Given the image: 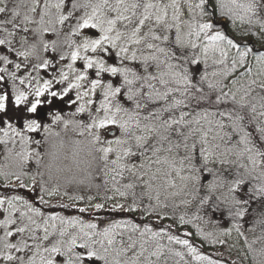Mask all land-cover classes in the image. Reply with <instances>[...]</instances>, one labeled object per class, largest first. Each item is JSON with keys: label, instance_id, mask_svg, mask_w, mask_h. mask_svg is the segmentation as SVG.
Instances as JSON below:
<instances>
[{"label": "snow or ice", "instance_id": "snow-or-ice-1", "mask_svg": "<svg viewBox=\"0 0 264 264\" xmlns=\"http://www.w3.org/2000/svg\"><path fill=\"white\" fill-rule=\"evenodd\" d=\"M31 5L34 15L20 20L17 7L0 0L8 14L0 19V145L14 161L0 167V264H167L169 254L183 259L173 244L207 259L162 224L189 223L187 213L175 218L182 206L199 213L223 204L240 236L245 222L249 231L264 228V0ZM70 126L111 183L108 211L155 216L158 228L46 215L13 191H37L49 204L59 170L44 164L41 149L55 147L57 129ZM63 195L88 203L62 208L105 209L91 195ZM257 240L264 236L250 251Z\"/></svg>", "mask_w": 264, "mask_h": 264}, {"label": "rangeland", "instance_id": "rangeland-1", "mask_svg": "<svg viewBox=\"0 0 264 264\" xmlns=\"http://www.w3.org/2000/svg\"><path fill=\"white\" fill-rule=\"evenodd\" d=\"M42 2L43 0H41V4ZM8 6L9 8L17 7V10L20 13V20H22L25 15H34L29 11L32 6L31 0H8ZM54 11L55 10L53 9V12ZM7 18V13L0 14V19ZM35 19H39V16H35ZM45 19L48 18L46 17ZM28 26L30 28L36 27V25ZM7 27L10 31L13 30L11 25H7ZM16 31L19 30L16 29ZM4 35L5 33H0V38H3ZM16 39L19 40V36H17ZM45 39H55V37L51 34H46ZM17 47H19L18 44ZM41 55L43 56L44 54L41 53ZM109 59L110 62H116L114 56L110 57ZM112 79L114 83H118L117 78ZM64 107L65 111L71 110V106L69 105H65ZM112 130L116 131L115 128H113ZM57 131H59L61 135L60 137L54 138L56 146L52 147L51 144L44 145L41 149V152L43 155L44 164L47 165L51 163L54 166V169L59 170L56 172V178L50 182L53 186H59V192L52 197H45V199L49 201V204L47 205H41L39 203V195L37 194V191H29L28 189H23L24 191H21V194L25 195V197L29 200L33 201L38 207L42 209V211L46 215H59L63 217L75 216L83 218L86 222H97V219H94V215L101 214L103 212H111L108 211V209L111 208L114 201H105L103 199L105 196L113 195L111 191V183H109L108 185L104 184L103 181L105 177L100 171L102 167L101 162L98 159L93 160L92 157L88 155L87 150L84 149L83 144L78 145V149L81 152L80 156L76 155V150L75 152L73 151L72 141H83L84 137H81L76 132H74L71 126L66 130L58 128ZM105 137L107 139L112 138L109 133H105ZM16 150H19V146H17ZM50 153H54L55 158H53V155H51ZM13 163V159L7 156L4 146L0 145V167L12 165ZM30 163L34 164V159ZM34 170L35 169L33 168V171ZM41 171H45V179H47L46 169L41 168ZM81 176L83 177V179L81 178ZM65 191H67L71 196L83 195L87 197L91 195L96 198L92 201V203H105V209L96 212L94 209L89 208L87 212L81 214L78 211V207H85L88 203L87 200L73 201L69 199V196L63 195ZM136 191L139 192V189H137ZM116 199L120 200L121 203H125V201L119 197H117ZM131 199L132 198L129 195L127 203H130ZM178 199L179 198H177V202ZM61 203L67 205H72L75 203L78 207H70L69 211L65 213L54 212L51 209L46 208L48 206H52V204ZM118 212L119 211H117V213ZM206 212L207 211H201L197 213L194 206L188 209H185L182 206L181 208L176 210L175 218H178L180 215H184L185 213H187L185 219L189 220L190 222L185 225L195 227V230H198L201 235L207 237L206 240H208L209 242H206V245L208 244L206 250H202L200 248L198 249L197 246H194L197 249V254L202 255L207 259L196 260L190 253L187 256H183V259L169 254L167 264H264V254H261V249H264V241L257 240L255 244H252V251H250L248 247V245L251 244L252 241L257 237L264 236V228H262L260 225H256L255 231L253 232L249 231V229L253 227L251 223H243L241 231L244 232V236H240L233 229V221H227L226 219L219 220L218 218L209 216ZM169 214L171 215V212ZM114 216L115 215H113L112 217ZM112 217L104 218L101 220L111 221L113 220ZM0 218L3 217L0 216ZM229 229H232L231 234H224ZM187 233H190V231L187 230ZM0 234H2V232H0ZM170 234L178 236L180 238L177 232ZM25 235H27V233H25ZM245 237H247V243L245 242ZM220 240H223L224 242L220 243ZM161 243L168 245V241L166 238L163 239ZM169 246L172 247L174 251H178L177 247L179 245L173 244ZM191 259H193L195 262H192ZM163 260L164 258H161L160 264H163ZM228 260L232 263H229Z\"/></svg>", "mask_w": 264, "mask_h": 264}, {"label": "trees", "instance_id": "trees-1", "mask_svg": "<svg viewBox=\"0 0 264 264\" xmlns=\"http://www.w3.org/2000/svg\"><path fill=\"white\" fill-rule=\"evenodd\" d=\"M78 145L79 144L77 143V141H72L73 151L75 152V150H76V152H75L76 155L80 156L81 152L78 149ZM81 178L83 179L82 176H81ZM82 179H80V180H82ZM0 190H1L0 192L4 191L2 188H0ZM13 191L21 193V191H24V190L14 189ZM62 204H64V203L52 204V206H48L46 208H49V209H51L54 212H60V213L68 212L70 207L62 208V207L59 206V205H62ZM110 213L111 212H103L101 214L94 215V219H96L97 216H99L101 219H104V218H109V217H112L113 215H115L114 217H112V219H116V220H120V219L129 220V219H131L135 223L137 222V223H139L141 225L144 224V223L156 224L155 223L156 222V217L155 216L147 217L145 219H141L139 213H128V212H118V213L117 212H112L111 214ZM206 213L209 216H212L213 218H218L219 220L226 219L227 221H232V219L229 217V215L227 213V210H226V208H225V206L223 204L220 205L219 210H208ZM176 219L178 221V218H176ZM247 219L251 220L252 217L249 216ZM162 224L165 225V226H168V225L171 224L170 233L177 232V234H179L181 239H188L193 246H197L198 249L200 248L202 250L203 249L206 250V248L208 246V244L206 245V242H209V241L206 240L204 238V236L199 233L198 230H195V227L190 226V225H185V224L184 225H180L178 222L177 223H173V220H170V219L163 221ZM248 224H250V223H248ZM153 226L158 228L160 225H153ZM187 230H189L191 234L186 236L185 233H187ZM177 250L182 252L183 256H187L189 254L187 248L182 246V245H179L177 247ZM217 259H219V258H217ZM191 260H192V262H195L193 259H191ZM228 262L232 263L229 260H228Z\"/></svg>", "mask_w": 264, "mask_h": 264}]
</instances>
